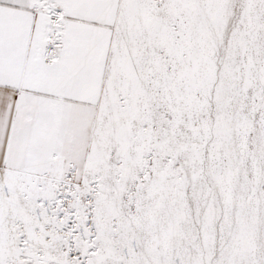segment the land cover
<instances>
[{
  "label": "rangeland",
  "instance_id": "374dc122",
  "mask_svg": "<svg viewBox=\"0 0 264 264\" xmlns=\"http://www.w3.org/2000/svg\"><path fill=\"white\" fill-rule=\"evenodd\" d=\"M153 1L159 9L165 5L163 0ZM222 1L221 21L212 29L208 42L213 58L211 85L205 97L197 94L200 106L189 111L182 99L167 98L157 86L144 83L145 90L153 94L148 100L149 111L143 121L131 120L130 127L133 132L152 131L153 140L138 164L122 161L112 136L115 126L110 117L111 99L114 97L121 104L129 102V96L122 95L112 64L114 46L132 50L120 7L91 141L92 146L97 140L105 159L97 168H88L86 161L77 173L71 171L63 177L35 174L51 180L60 194L59 202L45 204L56 210L49 220L55 219L57 225L53 221L46 225L59 239L53 241L48 236L46 241L51 246L45 250L20 235L21 253L29 247L35 253H48V258L42 256L40 261H34L20 253L11 264H264V79L256 80L243 96L239 95L240 79L220 92L224 100L216 96L221 72L236 73L242 61L236 42L248 38L244 33L247 14H258L264 27V0ZM200 3L201 0L198 7ZM34 5L49 10L48 48L59 47L65 21L62 9L50 0H34ZM174 28L179 31L178 26ZM261 33L252 36L250 42L257 49L258 67L264 74ZM194 47H198L196 42ZM160 55L166 57L163 51ZM173 58L167 55L168 69L175 74L177 88L184 92L185 82L180 78L183 66ZM101 101L106 103L104 109ZM174 109L180 113L177 124L172 115ZM98 124L105 132L103 141L95 135ZM224 125L230 130L228 142L221 130ZM227 147L231 153L226 152ZM232 155L244 158L247 183L237 173L228 179ZM252 160L259 164L261 172L257 186L251 184ZM166 169L171 173L167 180L175 181L168 191L158 185V174ZM228 185L233 186L229 200L223 191ZM239 216L254 226L253 250L257 260L253 263L250 255L231 244ZM14 225L22 234L23 224L16 220ZM171 225L177 231L163 240ZM99 228L103 234L97 233ZM166 242L169 247L165 250ZM131 253L134 261L130 260Z\"/></svg>",
  "mask_w": 264,
  "mask_h": 264
},
{
  "label": "bare ground",
  "instance_id": "6f19581e",
  "mask_svg": "<svg viewBox=\"0 0 264 264\" xmlns=\"http://www.w3.org/2000/svg\"><path fill=\"white\" fill-rule=\"evenodd\" d=\"M198 1L200 0H163L165 5H162L161 9L156 6L153 0L121 1L120 7L125 18V22L123 20L121 22L125 23L128 28L132 50L130 52L123 46L122 49L120 48L121 50H118L114 46L115 57L112 64L120 83L122 95L129 96V102L121 104L119 101L116 102L117 99L113 97L110 117L115 126V133L112 136L117 146V155L124 163H140L142 155L153 140L152 131L144 132L141 129H136L133 132L130 127L131 120L143 121L149 111L148 100L152 99L153 94L150 95L145 90V82H149V86H157L162 95L167 98L182 99L189 111L201 104L197 94L205 97L209 91L213 58L208 50V42L212 29H216L221 21L224 2L222 0H215V2L201 0L198 7ZM262 10L264 11V8ZM257 15L255 13L247 14L244 33L248 35V38L236 42V48L242 55V61L236 69L237 72L227 73L223 70L217 81L216 96L221 100L225 99L223 94L225 89L236 84L237 79H240L241 92L239 95L242 96L245 95L247 88H252L255 85L256 80L264 79V74L257 63V49L250 42L252 36L262 31L260 42L263 48L262 54H264V27H261L262 24L258 21ZM175 26H178L179 31L174 28ZM195 42L198 45L196 48L194 47ZM160 51H163L166 57H161ZM167 55L173 56V59L183 66L180 78L185 82L184 92L177 88L175 74L168 69ZM170 64L175 65L171 62ZM221 91L223 92L220 93ZM239 95L238 97L241 98L242 96ZM101 102L104 109L106 103L105 101ZM101 113L98 121L102 117ZM172 115L177 124L180 120V113L174 109ZM221 130L224 132V139L228 142L230 138L228 126H222ZM97 134L101 136L100 141L106 139L105 132L100 129L99 124L95 130V135ZM169 148L167 146L166 149ZM226 152L231 153V149L227 147ZM104 156L103 150L98 148L97 140L94 139L87 160L88 168H97L104 161ZM228 163V179L237 173L242 177L243 183H247L243 171L244 158L232 155ZM258 166L259 164L252 160L253 179L251 184L254 186H257L261 180ZM115 170L118 169L115 168ZM170 174L168 169L158 174V185L162 190L168 191L172 188L171 184L175 181L167 180ZM223 191L229 200L233 186H225ZM254 192L257 194L256 189ZM59 195L51 180L21 172L5 171L3 173L0 185V264H11L12 260L21 253L19 245L22 235L26 241L41 244L45 250L51 246L46 241L48 236L53 241L59 239V236L52 234L46 225V222L50 221L51 214L56 210L52 211L45 207V204L52 203L53 205L55 201L59 202ZM263 207L264 204H262ZM241 209L242 205L239 206V210ZM16 220L23 224L22 234L16 230L14 225ZM52 221L57 225L55 219ZM237 223L238 226L231 238V244L239 246L244 253L250 255V262L253 263L257 260V253L253 250L255 248V243H253L254 226L248 225L240 216ZM175 231L177 229L171 225L163 240H168V237ZM97 233L103 234V230L99 228ZM168 243L166 242L164 245L165 250L169 247ZM21 254L34 261H40L43 259L42 256L48 258V253H35L29 247L24 249ZM134 259L135 255L131 253L130 260L134 261Z\"/></svg>",
  "mask_w": 264,
  "mask_h": 264
},
{
  "label": "crops",
  "instance_id": "0c3cea01",
  "mask_svg": "<svg viewBox=\"0 0 264 264\" xmlns=\"http://www.w3.org/2000/svg\"><path fill=\"white\" fill-rule=\"evenodd\" d=\"M0 0V185L4 171L63 177L86 164L122 0ZM35 175V176H37Z\"/></svg>",
  "mask_w": 264,
  "mask_h": 264
}]
</instances>
